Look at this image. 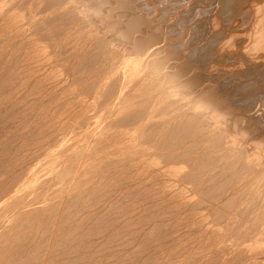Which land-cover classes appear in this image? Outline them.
<instances>
[{"label":"bare ground","instance_id":"obj_1","mask_svg":"<svg viewBox=\"0 0 264 264\" xmlns=\"http://www.w3.org/2000/svg\"><path fill=\"white\" fill-rule=\"evenodd\" d=\"M24 1H26V0H24ZM28 1H29V3L37 4L40 7L42 6V8L45 9V11H44L45 14L42 15L43 17H41V15H40L39 21L37 23H34V24H37V25H38V23L39 24H43L42 26H44V27H42V28L39 27V30L37 28V31H35V33L41 34L42 38L49 37V38L54 39L53 36L55 37L57 34H59L60 31H62V30L59 31V28H58V26H60L58 23L61 22V26H62L63 23H65V24H63L65 27L64 26L63 27L65 28L64 30H65L66 34L74 35L73 37H71V39L74 38V41L71 40L72 42L70 43V46L69 47L66 46L67 49L65 51H63L66 54V56H64V57L71 56V68H72V72L74 73V74L72 73L74 81L75 80H77V81L79 80L80 81L84 77L85 81H87V83H88V89H87L88 93H91V95H92L91 98L93 99V101L97 102L99 104V106H101V109H100L101 113H100L99 116H97V120L94 121L93 123L92 122H87V129L91 128V131H90L91 135L96 136V140H99L98 138L103 137L101 140H103L104 144L100 142L101 140L99 141L103 145L102 147H105L107 149L111 148V149L115 150V151L111 152V154L109 153L111 156H112V154H117V157L111 158L112 160H110V162L114 163L115 166L117 164H120L119 162H121V163L122 162H126V161L127 162H134L137 159H141L146 165L153 166L158 171L162 170L161 171L162 173L164 172V173H166L168 175H173V176L178 177V178L186 177L185 178L186 180L189 177L195 176V178L197 179V185L195 187H197L198 192H200V193H198V195L199 194L200 195L204 194L206 196L205 198L208 197L209 200H207L208 202H206L205 204L207 205L209 203L208 205L210 206V208L212 210L220 212V213L223 212V210L226 208V206L229 207L228 211H229V209H231L233 211V200H235L236 197L238 199L240 197V196L238 197V195H237L238 194L237 192H238L239 189L233 191V186L235 185L234 183H236V186H240L241 185L240 183H245L246 184L248 182H251L254 179H256V180H254L255 182L257 181L258 178L264 179V154H263L264 149H261L262 147H264V145H263L264 143H261L263 145V146H261V148L259 147L260 145L258 146L263 151L262 152H260V151L258 152V151H256V147H257L256 144H255V150H253V147L250 146L251 144L249 143L250 140L246 138L247 134L251 133L252 135H254L256 137L260 136L261 137L260 139H264V129H263L264 126H262L261 123L259 121H257L259 119L257 117L260 114H262V111L264 109V108H262V106H264V6H263L264 4L262 2L259 3V4H262L263 7L260 5L262 8L261 7L259 8L257 6V4H256L258 0H220V5L218 6L217 12L218 11L220 12L219 15L222 14L220 19H222V23L224 22L223 23L224 26L226 25L225 23H227V25L225 27H228L229 30L221 29L220 27H219L220 30L218 28H216L217 32H215L214 36L211 39H210V36H212V33H211L210 36H208L210 40H209L208 45L204 46V47H206L205 50H204V49H199L198 46L195 45L194 42H196V41L190 42V41L193 40L194 37H192L193 36L191 34L192 32L191 33L189 32L192 35V36L190 35L191 39H192L191 40L189 38V36H188L186 31H184L182 33V36H184L183 34L186 33L187 35L185 34V36L188 37L189 39L186 38L187 40L184 41L180 37V39H178L179 42L175 41L176 43L174 42L173 44H171V43L167 44L168 42H166V43L165 42L164 43L161 42L162 44H160V40L158 38V36L160 34L151 31V29H152L151 27L153 25L152 23H154V22H151L152 19L149 18V15H148V17H146L147 15L144 16V14L138 12L139 10L138 11L135 10L134 5L131 2H129L130 0L129 1L128 0H28ZM216 1L218 2V0H216ZM260 1H258V2H260ZM29 3H26V4H29ZM138 3H139V1H138ZM148 3H149V1H148ZM241 4H242V6L246 7L244 9V11L248 15H251L252 24L250 23L251 25L249 24L250 25L249 29L245 30V31H248V32H243V33H241L242 35L237 34L238 37L236 38L235 37V35H236L235 32H234L235 35L232 36L233 29L231 30V28H233V27H231L232 25H231L230 17L233 14V9L237 5H241ZM208 7L211 10V11H209L211 16L210 15L209 16H205L206 13H207V12L205 13V11H204L205 15H203V14L202 15L207 17V18H209L212 21V23H214V25L216 24L215 25V27H216L217 23H220V21H219L220 19L215 17L216 15L213 14L212 6H208ZM200 8L202 9V6ZM203 8H205V7L203 6ZM206 8H207V6H206ZM143 11H144V9H143ZM206 11H208V10H206ZM201 12H202V10H201ZM156 13H157V11H156ZM155 14H154V16L152 15V18L155 17ZM202 15H201V17H202ZM9 16L12 19H11V21H8V26L12 24V28H13V25H17L18 24V22H19L18 18H23L25 15L23 13L22 14L21 13L18 14V13L10 12ZM37 16L39 17V15H37ZM198 17H200V16H198ZM203 20H206V19L203 18ZM208 22H209L208 20H207V22L205 21V23H208ZM160 23H162V22H160ZM167 23H168V21H167ZM169 23H170V21H169ZM197 23L198 22H196V24H194V25H198ZM180 25H182V24H180ZM34 26H33V29H34ZM201 26L205 27L204 29H206L207 25L206 26L201 25ZM211 26H213V24ZM211 26H210V28H211ZM218 26H219V24H218ZM1 27H2V25H1ZM155 27L156 26H154L153 28H155ZM160 27H161V25H160ZM193 27L194 26L189 27V28H193ZM198 27H196V28H198ZM208 27H209V25L207 26V29H209ZM170 28H174L173 25ZM19 29L17 31L18 33H19V31H23V29L22 30H21V28H19ZM201 29H203V28H201ZM191 30H194V32L196 31L195 27H194V29H191ZM197 30H199V28ZM210 30H212V29H210ZM213 30H215V29L213 28ZM154 31H156V30L154 29ZM70 32H71V34H70ZM156 32H158V31H156ZM204 32H205V30H204ZM35 33L32 34V35H34V38H32L31 43H29V46H27V47L23 44V41H21L19 45L16 44V42H15V38H16L15 36L16 35L13 38H11V39L8 38V43L5 42L6 43V47H8L10 49H15V50H17V49L20 50L22 48L23 52L19 56H17V54H15V51H13L12 54L10 52V54H11L10 55V60H11V65L12 66H10V64H9L5 68H7L8 66H9L10 69H11V67L12 68L14 67L13 68L15 70V72L13 73L14 77L18 78L20 80L21 84H23V83H25V84L31 83V87L35 86V89H37L38 88L37 87L38 84L43 85L42 82L44 80H46V78L44 77V69H45L44 68V64L47 61V58H46L47 57V53H45L46 50L44 51V49H46L45 46L39 44V42H40L39 38L35 36L36 35ZM213 33H214V31H213ZM27 34H30V33H27ZM53 34H56V35H53ZM61 34H63V33L61 32ZM194 35H197V34L195 33ZM64 36H66V35H64ZM185 36L182 37V38H185ZM199 37H201V36H199ZM233 37H235L234 38L235 39L234 43H233V41H234ZM68 38H69V36H68ZM61 39H62V37H61ZM65 39H66V37H65ZM162 39H163V37H162ZM57 40H59V39H57ZM188 40L190 42L189 45L192 43L190 47H192V45H195V47L197 46L196 48H198V50L194 47L196 49L195 50L196 52L192 51L194 48L185 49L186 51L184 49H183V51L179 50L180 48H183V45L186 47L185 44L187 43ZM61 42L58 41L57 43H61ZM66 42L67 41H65V43ZM52 43H53V41H52ZM63 44L64 43H62V45ZM198 44H199V42H198ZM55 45H57V44L55 43ZM233 46H234V48H233ZM0 47L2 48V45ZM204 47L202 46L201 48H204ZM56 48H57V46H56ZM52 49H50V50H52ZM199 50L200 51L202 50V51L200 52ZM233 50H235L234 52L239 54V56L241 55V58L243 59V61H241V63L239 62L236 67L234 66V68H233V61H234L233 60ZM6 51L2 50L0 52H2V54H4V52H6ZM184 51L189 54V58L188 59H185L184 56L182 55L184 53ZM197 51H199L200 54ZM8 56H9V54H8ZM218 56H220L222 58H225L226 62H223L224 64L221 67H219L220 65H216L215 67L216 68L219 67V68L217 70H215L214 69L215 68L214 67V64H215V60L214 59H215V57L219 58ZM236 57H238V56H236ZM69 58H68V60H69ZM2 59H4V57ZM50 59H51V57H50ZM0 61H2V60H0ZM58 61H60V60H58ZM61 61H63V60H61ZM234 62H237V61H234ZM7 63H8V61H7ZM63 63L62 64L65 65V61ZM195 63L197 64V66L200 67V70L199 69L198 70L195 69V67L197 68V66H194ZM226 63H227V65H225ZM58 64L60 66V63H58ZM58 64H56L57 67H58ZM212 65H213V67H210L212 72L209 71L210 69L207 70L211 74L214 73L213 69L215 70V73L212 74V77L211 76L207 77L209 73L206 76V75H204V73L201 72L202 69L204 71L206 67L209 68L208 66H212ZM60 67H62V66H60ZM60 67L57 68L56 71H59L58 69H60ZM9 68H7V69H9ZM221 69H222L223 73L218 72ZM4 70L6 72V69H4ZM204 72H206V71H204ZM233 73L237 74L236 76H238L237 78H239V80H235L236 81L235 82L236 86L234 85V87H233V84H235V83H233ZM80 76H82V78ZM0 77H1V75H0ZM10 77H9V80L14 78L13 75L10 76ZM218 78H220V79H218ZM3 79H4V76H3ZM5 79H8V78H5ZM5 79H4V81H6V82L9 81V80H5ZM77 81H75V82H77ZM2 82H0V83H2ZM47 83H49V82H47ZM15 84L16 83H14V85ZM2 85H1V87H2ZM58 86L60 87V85H58ZM12 87H13V85H12ZM15 87H17V86H15ZM31 87H30L31 92H34L35 89L33 90ZM44 87H46V86H44ZM44 87H42V88H44ZM51 89H52V87H51ZM6 92H7V90H6ZM12 92H14V90ZM12 92L10 91L11 94H12ZM4 93H5V91H4ZM4 93L2 92V94H4ZM17 94H18V92H17ZM17 94H15V95H17ZM41 94L42 93L40 92L39 95H41ZM61 96H63V95H61ZM22 98H25V96L22 97ZM28 98H29V96H28ZM28 98H26V99H28ZM48 98H46V99H48ZM3 99L0 100V101H4ZM259 99L262 102L261 107L259 106V103H256V101L259 100ZM38 100H39V98H38ZM25 101H28V100H25ZM23 102H24V100H23ZM18 103H19L18 105H20L22 102L20 103V101H19ZM15 105H17V104H15ZM53 105H54V103H53ZM0 106H1V103H0ZM38 106H39V104H38ZM75 106H76V104H75ZM14 107L16 108L18 106H14ZM14 107H12V109H14ZM132 107H134V109H132ZM24 108H25V105H24L23 109ZM30 108H32V107H30ZM20 109L21 108H19V109L17 108V110L14 109L15 113H16V114H14V116L15 115L17 116V112ZM24 111H25V109H24ZM54 112H55V110L52 113H54ZM1 113H3V112H1ZM6 113L8 114V111ZM95 113H97V112H95ZM76 114H77L76 115V120H77L78 116L81 115V111L78 110L76 112ZM47 115H48V113H47ZM0 116H1V114H0ZM50 116H51V114H50ZM59 116H62V115H59ZM8 118H11V117H8ZM34 118L35 117H33V119ZM73 118L75 119V116ZM253 118H254V120L251 121ZM35 119H37V118H35ZM17 120H19V118ZM30 120L32 121V118ZM67 120H65V122ZM262 120H264V119H262ZM73 121L71 122L72 124H73ZM52 124H53V122H52ZM44 127L45 126H43V128ZM48 127H50V126H48ZM77 127H75V128L79 129ZM80 128L82 129L83 126L81 125ZM45 129L47 130V128H44V130ZM40 132L38 134H42V132L41 133ZM33 134H35V133H33ZM91 135H90V137H93ZM237 135H239V136L241 135L242 137L241 138L240 137L237 138L236 137ZM252 135H251V138H252ZM42 136H43V134H42ZM51 136H52V134H51ZM48 137L51 138L50 136H48ZM248 137H250V136H248ZM84 138L86 139V140L84 139V141L87 142L88 141L87 140L88 136L87 137L84 136ZM29 139H31V138L29 137ZM46 139H47V137H46ZM252 140H254V139H252ZM258 140H256V141H258ZM25 141H27V140H25ZM64 141H66V140H63V142ZM81 141H83V139ZM261 141H264V140H261ZM261 141H258V144H260L259 142H261ZM27 142H29V141H27ZM40 142H41V140H40ZM23 143H25V142H23ZM88 143H90V142H88ZM255 143H257V142H255ZM68 144L70 145V143H68ZM73 144L75 145V143H73ZM67 145H64L66 147V150H67V148L72 146V144L69 147H67ZM74 145L72 147H74ZM96 145H97V143H96ZM96 145L94 146L95 147L94 149H95V152L97 153L96 149H98V148H96ZM65 147H62V149L65 148ZM76 147H78V146H76ZM29 148H27V149H29ZM59 148H61V145H60ZM87 148H88V146H87ZM17 149H19V148H17ZM84 150H85V148H84ZM92 150H90V151H92ZM72 151H74V150H72ZM93 151H92V153H94ZM58 152L60 153L62 151L59 150ZM101 152H102V150H101ZM51 153H53V151ZM59 153H55L54 152L53 154H56L54 157H56L57 155L59 156ZM85 153H87V152H85ZM92 153H90V154L93 155ZM96 153H94V154H96ZM2 154H4V153H2ZM15 155H17L16 157H18L17 153ZM65 155H66V153H65ZM76 155H77V153L75 154V156ZM13 156H14V154H13ZM37 156H40V155H37ZM101 156L102 155H100L99 158ZM119 156H121V157H119ZM16 157H14V159H16ZM105 157H106V155H105ZM105 157H104V159H105ZM10 158L11 157H9L8 159H10ZM51 158H53V157H51ZM68 158H69V156H68ZM94 158L96 159V157H94ZM27 159H29V158H27ZM50 159H48V160H50ZM98 159H96L97 162L102 160L100 158L99 161H98ZM96 160H93V161L95 162ZM57 161H59V160H57ZM67 161L68 160H66V163H67ZM80 161L81 160H79V162ZM45 162H42V165ZM79 162L77 163V165H79ZM97 162H95V164H98ZM4 163L2 162L0 165L2 166V164H4ZM37 163L40 164L41 162H37ZM37 163H35L34 165L37 166ZM55 163H54V167H55ZM64 163L65 162L63 161V164ZM138 163H139V161H138ZM223 163H226V165H228L227 167L228 168L230 167V169L227 172H222L220 170H216V168L219 167ZM9 164H10V161H9ZM95 164H94V166H95ZM196 164L197 165H199V164L201 165L202 168L200 169V166L198 168L202 172L198 170L199 174H197V175L196 174H192L193 172L191 173V171L188 172L187 174L184 173V171H183L184 167L188 168V166H190V165H192V167H193ZM89 165H90V163H89ZM134 165L135 164H133V167H137V166H134ZM51 166H53V164ZM222 166H223L224 171H226L228 169V168H226V166H225L226 169L224 168V165H222ZM40 167H41V164H40ZM54 167H53V170L55 169ZM62 167H64V166H62ZM76 167H75V169H76ZM87 167H88L87 170H89L88 164H87ZM131 167L132 166L130 165V167H128V169L126 168V170L129 171V170L133 169V167L132 168ZM144 167L141 168L140 171L143 170ZM30 168H31V171H32L33 165L30 166ZM37 168H38V166H37ZM79 168H81V166ZM84 168H86V167H84V166L82 167L83 171H84ZM103 168H105V167L103 166ZM107 168H106V170H107ZM1 169H3V166L1 167ZM145 169H146V167H145ZM53 170H52V172H53ZM71 170H69L68 172L71 173ZM123 170H122L121 173H123ZM45 171H46V169H45ZM65 171H66V169H65ZM65 171H62L61 173L64 174L63 172H65ZM140 171L139 172L137 171L138 174L136 172L135 177L140 175V173H141ZM42 172H44V171H42ZM48 172H50V174H51V171L48 170ZM77 172H79V171L75 170V173H77ZM80 172H82V171L80 170ZM102 172H103V170H102ZM28 173H30V172L28 171ZM97 173H98V171H97ZM133 173H135V171ZM133 173H132V176H130V177H132L135 180V178L133 176ZM116 174H119V173L117 172ZM17 175L18 174H14L13 176L9 177L8 179H6L5 181L0 183V211L2 210V213H3L2 214L3 216L0 218V243H1L0 244V254L1 255H4V254H6L7 252H9L11 250V248L6 247L4 242H2V241L3 240L5 241L6 239H9L8 237H11L10 236L11 235L10 234L11 231L19 229L21 227L19 225L21 224L22 219L23 218L24 219L27 218L26 221H28V222L33 220L39 213H41L44 210H48V208L46 206H40L39 204H41V203L45 204V202L47 200H50L52 197L53 198L57 197V196H55V194L57 192H55L52 189H50V187L52 186V181L54 180V179H49V177L51 175L48 177V179H44V180L40 179L41 181H39V182H37L35 179H33L30 182L27 181L28 182V183L26 182L27 185H25L26 183H23L20 186H14L13 180L18 178ZM121 175H123V174H121ZM26 176H28V175H26ZM44 176H46V175H44ZM105 177L108 178L109 176L107 177L105 175ZM123 177H125V176H123ZM156 177H155V180H156ZM40 178H43V176L40 177ZM121 178L119 177L117 179L119 180ZM127 178L125 180H127ZM137 178H139V177H136V179ZM142 178H144V177H142ZM142 178L140 180H142ZM157 178H159V177H157ZM113 179H115V178H113ZM129 179L131 180V178H129ZM149 179H151V178H149ZM260 179H258V180H260ZM108 180H110V179H108ZM130 180H129V182H130ZM134 180H132V181H134ZM151 180H153V179H151ZM233 180H234V182H233ZM35 181L37 183H35ZM101 181H103V180H101ZM115 181H116V179L113 182L111 181V183H113V184H110V183L108 184V181L106 179L105 182H107L108 186L106 185L105 190H107L106 188L111 187V186H112L111 189L113 187L115 189V185L118 183L117 182L114 185ZM126 182L124 181L125 184H123V183L122 184L126 185ZM156 182L158 183V182H160V180L156 181ZM33 184H34V186H33ZM119 184H121V181H119ZM149 184L150 183H148L147 185H149ZM70 185H72V183H70ZM98 185H99L98 187H101V188L103 187V186H100V184H98ZM139 185L141 186V185H143V183L139 184ZM154 185H155V183H154ZM154 185H152L151 187L154 188ZM162 185L163 184H161V186ZM173 186L174 185H172V187ZM254 186L256 187V185H254ZM262 186H260V187H262ZM95 187L98 188L97 186H95ZM95 187L91 188V191L93 189V190H95L94 192L96 193L97 189H95ZM136 188L138 190V186H136ZM136 188H133V189H136ZM169 188H170V186L168 187V189ZM145 189L147 190V188H145ZM259 189H261V188H259ZM146 190H145V192H146ZM128 191H125V192L127 193ZM130 191H134V190H130ZM149 191H147V192L149 193ZM94 192L92 191V193H94ZM141 192L143 193V191L141 190L139 192V194ZM101 193H102V191H100V195L99 196H102V198H103L104 194L102 193V195H101ZM122 193L120 194V196L122 195ZM161 193H162V191H161ZM181 193H183V192L181 191ZM243 193H245V192H243ZM249 193H250V191H249ZM251 193H252V191H251ZM84 194H85V192H84ZM110 194H111V192H110ZM152 194H154V193H152ZM163 194H164V192H163ZM174 194H173V196H176ZM138 195H137V197H138ZM159 195H160V192H159ZM87 196H86V198H89V196L88 197ZM142 196H144V195H142ZM142 196L139 195L140 198H142ZM160 196L162 197V194ZM243 196L244 195H242V197ZM255 196L257 197V195H255ZM76 197H78V195ZM79 197H81V196L79 195ZM105 197H106V195H105ZM128 197H129V195L126 196L125 198H128ZM171 197H169V199ZM86 198H85V200H86ZM98 198H100V197H98ZM98 198H95V199L98 200ZM172 198H174V197H172ZM176 198H177V196L174 199L176 200ZM71 199H75V198L73 197ZM90 199H91V197H90ZM116 199H118V198H116ZM116 199H114V201H116ZM151 199H155L156 200V198H153V197ZM169 199H165L164 201L167 202L166 200H169ZM125 200L126 199L123 198L122 201L124 202ZM87 201H90V200H87ZM131 201H133V202L136 201L137 202L138 200L134 199V200H131ZM70 202H73V200H70ZM83 202H85V201H83ZM83 202H80V203H83ZM113 202H112V204H113ZM140 202H143V201L140 200L139 203ZM144 202H148V199L145 200ZM165 202H163V203H165ZM63 203H61V204L63 205ZM66 203H68V202H66ZM120 203H122V202H120ZM139 203L136 204V206L141 204V203L140 204ZM168 203H170V202H168ZM68 204L66 205V209L68 207ZM58 205H59V203H58ZM58 205H57V203L55 205V202H54V203L49 204L48 207L50 208V210L52 209V207L53 208L56 207L54 210H55V212H57ZM62 205H60V207H62ZM92 205H94V204H92ZM95 205H97V204H95ZM95 205H94V207H95ZM108 205H110V204H108ZM171 205L169 206L170 209H171ZM249 205H248V207H249ZM259 205H260V202H259ZM71 206H72V204H71ZM120 206L122 207V204H120ZM156 206H155V208H157ZM158 206H161V205L158 204ZM178 206H180V205H178ZM181 206H183V205H181ZM244 206L245 205H243V207ZM251 206H253L252 203H251ZM76 207L77 206H75L74 208H76ZM115 207H116V205H115ZM123 207L127 208V206H124V204H123ZM134 207H135V205H134ZM174 207H176V206H174ZM250 207H249V210L251 211L252 208L250 209ZM255 207H256V204H255ZM106 208H107V206H106ZM152 208H154V207H152ZM240 208H242V207H240ZM60 209L61 208H59V213H61ZM68 209L72 210V208L71 209L68 208ZM100 209H101V207H100ZM100 209H98V210H100ZM183 209H185V208H183ZM69 210H66V211H69ZM106 210H105V212H107ZM137 210H139V209H137ZM153 210H155V209H153ZM167 210L169 211L168 208H167ZM175 210L177 211V209H175ZM243 210L245 211V209L242 208L241 211L243 212ZM249 210H246V211H249ZM62 211H64V209ZM66 211H65L64 214L67 213ZM113 211H117V209H114ZM82 212H84V210ZM82 212H80V213H82ZM94 212L95 211H93L92 213L94 214ZM105 212L102 215H104ZM146 212H149V210L146 211ZM164 212L165 211H163L162 213H164ZM225 212H226V210L224 211V213ZM239 212H240V210H239ZM263 212H264V210H263ZM131 213H134V212H131ZM143 213H145V212L143 211L142 214ZM157 213H160V212H157ZM162 213H161V216L165 215L166 212L164 214H162ZM188 213H191V212H188ZM211 213H212V211H211ZM259 213H261V212H259ZM71 214H70V216H71ZM77 214L79 215V213H77ZM117 214H118V216L120 215V213H116V217H117ZM153 214L154 213H152L150 215V218L153 217ZM172 214H174V213H172ZM85 215H83V216H85ZM90 215H89V217H90ZM106 215L108 217V214H106ZM130 215H132V214H127V216H130ZM168 215H170V214H168ZM168 215H165V217L168 216ZM189 216H190V219H188ZM189 216H187V218H186V219H188L187 221L193 220L191 218V215H189ZM215 216H218V215L216 214L213 217L215 218ZM57 217H60V216L58 215ZM73 217L70 218V219L73 220ZM89 217L88 218L86 217L88 219V221H89ZM111 217H113V216H111ZM158 217H160V215ZM158 217L156 215L154 217V219L158 218ZM181 217L178 219V221H176V223L175 222H173V224L171 223L172 225H171L170 230L174 229L176 227V224H178V222H180V221L182 222ZM184 217H185V215H184ZM246 217H247V215H246ZM65 218H67V217H65ZM86 218L84 219L85 221H86ZM141 218H143V217L141 216ZM81 219H79V221ZM96 219H97V217H96ZM96 219L94 220L95 223L98 222L97 221L98 219L97 220ZM109 219L110 218H108L107 221ZM134 219L135 218H133L132 220H134ZM143 219H144V222H145L146 218H143ZM151 219H153V218H151ZM154 219H153V221L156 220V219L155 220ZM218 219L220 220L221 218H218ZM218 219H216V220H218ZM138 220H141V219L139 218ZM138 220H136L137 222L134 221L135 223H133V225H134L133 227H137L136 224L138 223ZM150 220H148V222H150ZM141 221H139V222H141ZM197 221H198V219L196 220V222ZM57 222L58 221H56V219H52L50 221L52 226H56ZM61 223H63V221ZM61 223H60V226L62 225ZM131 223H129V224H131ZM141 223H143V221ZM169 223L170 222L168 221V224L167 223L166 224L169 225ZM174 223H175V225H174ZM256 223H258V222H256ZM80 224L77 222V227ZM90 224L93 225L94 222H93V224H92V222ZM111 224H114L113 221L111 222ZM129 224H128V226H129ZM166 224L164 223V225H166ZM74 225H76V223ZM91 225H89L88 227H92ZM106 225L107 224H105V226ZM138 225H139V223H138ZM173 225H174V227H173ZM178 225H180V223ZM178 225H177V227H178ZM195 225L197 226V223ZM219 225H221V224H219ZM96 226L94 225V228ZM109 226L111 228V225H109ZM131 226H132V224H131ZM153 226H155V225H153ZM163 226H160L161 230H163ZM119 227H121V225ZM126 227H127V225H126ZM54 228H53V230H54ZM56 228H57V226H56ZM131 228H128V229H131ZM180 228H181V226H180ZM74 229H77V228L74 227ZM89 229H87V230L89 231ZM102 229H103V227H102ZM106 229H107V227H106ZM155 229H157L158 231L160 230L159 228H155ZM155 229H152V230L154 231ZM190 229H193V228H189V230ZM255 229H257V228H255ZM87 230L85 232H87ZM99 230L101 231V229H99ZM142 230H144L143 227L141 228V231ZM260 230H262V228ZM71 231L74 234V231L73 230H71ZM79 231H80V229H79ZM114 231H115V229H114ZM124 231H125V229H124ZM141 231L138 230L139 233ZM55 232H56V230H55ZM96 232H98V231H96ZM152 232H150L151 235L153 234ZM202 232L204 233L203 230L201 231V234H202ZM72 233L69 232V234H72ZM117 233H119V232H117ZM155 233H156V231H155ZM162 233H165V231L162 232ZM188 233L190 234V232H187V234ZM210 233L211 234H215V232L213 233V231L210 232ZM210 233H209V235H210ZM15 234L17 235V232H14L13 235L15 236ZM52 234H54V231H53ZM56 234H57V232H56ZM93 234H94V232H93ZM84 235H86V234H84ZM87 235H89V234H87ZM134 235H136V234H134ZM157 235H154L155 238H156ZM35 236H37V235H35ZM114 236L115 235H113V237ZM167 236L168 235H166V237ZM195 236L198 237L199 235L198 236L195 235ZM195 236H191V237L195 238ZM81 237H82V235L79 237V239ZM109 237H108V239H109ZM118 237L120 238L121 235L119 234ZM145 237H146V239L148 238L147 236H145ZM15 238H16L17 242L23 240V236L22 237H18V238L15 237ZM53 238H54L53 235L52 236L49 235L48 238L44 239L46 241V243H47L45 256H43V257L34 256L32 254V252H31L32 255L28 254V253H27V255H25V260L24 261L28 262V264H49V261L51 259L48 258V261L46 262V258L48 256L52 255L53 251H52V248H51L50 244L53 241ZM73 238H75V237H73ZM115 238H117V237H114L113 239L115 240ZM252 238H253V236H252ZM40 239H42V238H40ZM108 239H105V240L107 241ZM113 239H112V241H114ZM200 239H202V238H200ZM205 239H207V236H206ZM249 239H250V237H249ZM144 240H145V238L143 239V241ZM152 240H150V241H152ZM176 240H178V238ZM210 240H212L211 239V235H210ZM62 241H59L56 245H58ZM159 241H161V240H159ZM159 241H157V243ZM49 242H50V244H49ZM118 242H116V244ZM120 242H122V241L120 240ZM126 242L128 243V241H126ZM126 242H125V244H127ZM196 242H194V243H196ZM202 242H200V243H202ZM207 242H208V240H207ZM35 243H37V242H35ZM107 243L110 244V242H108V241H107ZM129 243H131V241ZM146 243H148V242H146ZM174 243H175V241H174ZM213 243H215V241ZM256 243H260L259 240ZM102 244H103V242H102ZM111 244H114V243H111ZM125 244H121V245L124 246ZM205 244L209 245V243H206V242H205ZM104 245H106V244L104 243ZM121 245L120 246L116 245V246L121 247ZM150 245L152 246L153 244L150 243ZM35 246H37V245H35ZM118 247H114V248L116 249ZM136 247H138V246H136ZM73 248H74V246H73ZM81 248L83 250L84 247H81ZM164 249H166V248H164ZM176 249H173V250L176 252ZM201 249H203V246H202ZM110 250H111V248H110ZM135 250H137V249H135ZM155 250H156V248H155ZM155 250H153V252ZM159 250H157V252ZM170 250L171 251H169L168 254H170L172 252V248ZM34 251H35V247H34ZM101 251H100V253H101ZM103 251H105V250H103ZM174 251L172 252L171 256L175 255ZM35 252H37V251H35ZM35 252H34V254H35ZM105 252H107V251H105ZM130 252H128V253H130ZM132 252H133V250H132ZM145 252H143V253H145ZM153 252H151V253L154 254V258H155V253H153ZM164 252L165 251L160 252V253H164ZM143 253H141V254H143ZM195 253H196V251H195ZM104 254H106V253H104ZM138 254L135 255V253H133V255H135V256H138ZM168 254H167V257H169ZM124 255H126V254H124ZM158 255H159V253H158ZM185 255H184V257H185ZM82 256H84V255H82ZM128 256H127V258H128ZM139 256H140V254H139ZM85 257L86 256H84V258ZM88 257H89L88 260H91L90 256H88ZM159 257H162V256L160 255ZM167 257H166V260L164 259L165 261H167L169 259V258L167 259ZM175 257L176 256H173V258H175ZM235 257H237V256H235ZM246 257H248V256H246ZM111 258H113V256ZM111 258H109V259H111ZM123 258L125 259V257H123ZM147 258L148 257L146 256V258L144 259V262L142 264L146 263V261L148 263H150V261L152 260L153 257H149L150 261H148ZM154 258H153V260H154ZM157 258H158V256H157ZM9 259H11V258H9ZM171 259L172 258H170L169 261H171ZM208 259H210V257ZM84 260H83V262H84ZM105 260H108V259H105ZM130 260L131 259H129L125 263L129 262ZM141 260L143 261V259H141ZM198 260H200V259H198ZM210 260H208V261H210ZM238 260H240V259H238ZM78 261H72V262H74V263L77 262L76 264H78ZM165 261L162 262L160 260L159 263H157V264H160V262H161V264H164ZM208 261H206V264H207ZM242 262H244V261H242ZM254 262H256V261H254ZM122 263H124V262H122ZM122 263H119V264H122ZM136 263L137 262H135V264ZM226 263L228 264V261ZM60 264H62V263L60 262Z\"/></svg>","mask_w":264,"mask_h":264},{"label":"rangeland","instance_id":"obj_2","mask_svg":"<svg viewBox=\"0 0 264 264\" xmlns=\"http://www.w3.org/2000/svg\"><path fill=\"white\" fill-rule=\"evenodd\" d=\"M138 1H139V3H138ZM148 1H149V3H148ZM258 1H260V0H258ZM258 1H257L256 4L260 8L262 6V4H259V3L262 2L264 4V2H263L264 0L263 1L261 0L260 2H258ZM129 2H131L134 5L135 10H137V11L139 10L138 11L139 13L144 14V16L147 15L146 17H148V15H149V18L152 19L151 22H154L152 24L154 26H156V27L153 28L154 26L151 24L152 25L151 31L160 34L158 36V38L160 40V44H162L164 42L165 43L168 42L167 44H170V43L173 44L175 41L176 42H179L178 39H180V37H181L182 40L185 41V40H187L186 38H188V37H186L185 36L186 33H184L183 35L185 36V38H182V37H184V36H182V33L184 31H186L190 39H191V36L192 35H193L192 37L195 38V39L193 38V40L191 39L192 41H190V42L196 41V42H194L195 45H197L199 49H204L205 50L206 47H204V46L208 45L209 40L214 36L215 32H217V29L216 28H218L219 30H220V28L221 29H227V30H229L228 27H225L227 25V23H225L226 25L224 26V24H223L224 22L222 23V19H220V17H221L222 14L219 15L220 12L219 11L217 12L218 6L220 5V0H218V2L216 0H207V1L206 0H147V1L146 0H130ZM26 3H29V1L28 0H26V1H24V0H0V8L3 6L0 9V46L2 45V48L0 47L1 48L0 51H2V50L3 51H6L7 50L6 52H4V54H2V52H0L2 54V55L0 54V60H2V61H0V75H1L0 82L3 81L2 83H0V88H1L0 89V93L2 94V92L4 93V91H5L4 94H2V95L0 94L1 95L0 96V100H2L7 95L3 99L4 101H0V103H1V106H0V114H1V116H0V142H1L0 143V164L2 162L4 163L9 157H11L10 159H8L6 161L7 163L5 162L4 164H2L3 169H1L2 166L0 165V169L2 170V171L0 170V183L3 182V181H5L9 177L13 176L14 174H18L17 175L18 178H16L15 180H13L14 186H20L21 184L26 183L27 181L30 182L33 179H35L37 182H39L42 179L43 180L44 179H48V177L51 175L49 177V179H54V180L52 181V186L50 187V189H52L53 191L57 192L55 194V196H57V197L56 198H53L52 197L53 195H52L51 196L52 198L50 200H47L45 202V204L44 203L39 204L40 206H46L48 208V210L42 211L33 220H31L29 222L26 221L27 218H25V219L23 218L21 224L19 225L21 227L19 229H16L14 231H11L10 232V234H11L10 236L11 237H8L9 239H6L5 241L4 240L2 241V242H4L5 246L11 248V250L9 252H7L6 254H4V255H1L0 254V264H16V263L17 264H28V262H25L24 261L25 260V255H27V253L28 254H31V252H32V254L34 256H39V257L45 256L46 248H47L46 247L47 243H46V241L44 239L48 238L49 235L50 236H52V235L54 236L53 241L51 242V244L49 242V244L51 245L52 251H53L52 252V255L51 256H48L46 258V262L48 261V258L51 259L49 261V264H60V262L62 264H64V263L65 264H71V263L72 264H76L77 262L74 263L72 261H78V260H79L78 261V264H88V263L89 264H95V263L96 264H119V263H122V262L125 263L129 259H131L132 261L130 260L129 262H127L125 264H133V263L135 264V262H137L136 264H142L144 262V259L146 258V256L148 257L147 258L148 261H150V258L149 257H153L154 258V254H152L151 252H153V250H155V248H156V250L153 252V253H155L154 260L152 258V260H151L152 262L150 261V263H148L145 260L146 263H144V264H157V263H159L160 260L162 262H164L166 260L167 254L169 253V251H171L170 250L171 248H172V252L174 251L173 249H176L177 248L176 249V252L174 251L175 255H173V256H176V257L173 258V256H171L172 255V252H171L170 254H168L169 257H167V259L168 258L169 259L167 261H165L164 264H193L194 262H195L194 264H204V263L206 264V261H208L210 259L211 260L208 261L207 264H225L227 261H228V264H264V228H263L264 227V212H263V210H264V207H263L264 206V198H263L264 197V193H263L264 192V189H263L264 188V179L258 178L260 180L257 179L256 182L254 181L256 179H254V180H252L253 182L251 181V182H248L246 184L245 183H240L241 184V185L239 184L240 186H236V183H234L235 185L233 186V191L239 189L238 192H237L238 193L237 195H238V197L239 196L240 197H239V199L236 197L235 200H233V211L231 209H229V211H228V208L229 207L226 206V208L223 210V212L220 213V212H217V211L212 210L210 208V206L208 205L209 203L207 205L205 204L206 202H208L207 200H209L208 197L205 198L206 196L204 194H202V195L199 194L198 195V193H200V192H198L197 187H195L197 185V179L195 178V176L189 177L186 180L185 179L186 177L178 178V177H175L173 175H168V174H166L164 172L162 173L161 172L162 170L161 171H158L153 166L146 165L141 159H137L134 162H127V161L126 162H122V163L119 162L120 164H117L118 166L117 165L115 166L114 163L110 162V160H112L111 158L117 157V154H112V156L110 155L111 152H113L115 150H113L111 148L110 149H107L105 147H102L103 145L101 143H103V140H101V139L103 137L98 138L99 140H96V136L91 135V132H90L91 131V128L90 129L88 128L89 130L87 129V122H92L93 123L94 121L97 120V116H99L100 113H101L100 112L101 106H99V104L97 102H94L93 99L91 98V96H92L91 93H88V91H87V89H88V83H87V81H85L84 77L80 81L79 80L78 81L75 80L77 82L74 81V78H73V74L74 73L72 72V68H71V56H69L70 58L67 56L69 58V60H68L67 57H64V56H66V54L63 51H65L67 49V47L70 46V43L72 42L71 40L74 41V38L71 39V37H73L74 35H68V34H66V32L64 30L65 29L64 28L65 26L63 25L65 23L62 22L63 24L61 26V22H60V23H58L60 25V26H58V28H59V31L60 30H62V31H60L59 34H57V35L56 34H53V35H56L55 37L53 36L54 39L49 38V37H46V36H45L46 38H42L41 37V34L35 33V31H37V28L39 30V27H41V28L44 27V26H42L43 24H39L38 23V25H37V24H34V23H37L39 21L40 15H41V17H43L42 15L45 14V12H44L45 9L42 8V6L40 7V6H38L37 4H34V3H29V4H26ZM201 6H202V9L200 8ZM203 6L205 8H203ZM206 6H207V8H206ZM208 6H212L213 14L216 15L215 17H217V18L220 19V20L218 19L220 21V23H217V26L216 27H215L216 24L214 25V23H212V21L209 18L205 17V16H209L210 15V12L209 11H211V10H210V8ZM245 8L246 7L242 6V4L241 5H237L233 9V14L230 17L231 25H232L231 27H233V28L230 27L231 30L233 29L232 36L235 35L234 34V32H235L236 33V35H235L236 38L238 37L237 34L242 35L241 33L248 32V31H245V30H248L249 27H250V25L252 24V17H251V15H248L244 11ZM143 9H144L145 12L143 11ZM201 10H202V12H201ZM206 10H208V11H206ZM156 11H157V13H156ZM204 11H205V13L207 12L206 15L204 14ZM10 12H14V13H18V14L19 13H21V14L23 13L25 15L23 18H18V21H19L18 24L17 25H13V28H12V24L8 26V21H11V19H12L9 16ZM154 14H155V17H153L154 18L153 19L152 18V15L154 16ZM202 14L205 15V16H203ZM37 15H39V17ZM201 15L206 20H203V18L201 17ZM198 16H200V17H198ZM207 20L209 22L208 23H205V21L207 22ZM167 21H168V23H167ZM169 21H170V23H169ZM160 22H162V23H160ZM196 22H198L197 23L198 25H194V24H196ZM180 24H182V25H180ZM205 24L207 26L209 25V27H208L209 29H207V26ZM212 24H213V26H211ZM218 24H219V26H218ZM1 25H2V27H1ZM160 25H161V27H160ZM172 25H173L174 28H170ZM201 25L206 26V29H204L205 27H202ZM33 26H34V29H33ZM188 26L189 27L194 26L196 31L194 32V30H191V29H194V27L193 28H189ZM210 26H211V28H210ZM196 27H198L199 30H197L198 28H196ZM200 27L203 28V29H201ZM19 28H21V30L23 29V31H19V33H18L17 31H18ZM213 28L215 30H213ZM154 29L156 31H158V32L154 31ZM210 29H212V30H210ZM204 30H205V32L207 34L204 32ZM213 31H214V33H213ZM61 32L63 34H61ZM189 32L190 33L192 32L191 33L192 35ZM27 33H30V34H27ZM34 33L36 34L35 36L39 38V41H40L39 44L45 46L46 49H44V51L46 50L45 53H47V57L46 58H47V61H48V62L46 61L45 64H44V68H45L44 69V77L46 78V80H44L42 82L43 85L38 84V86H37L38 88L37 89H35V86L34 87H31V83H27V84L23 83V84H21L20 80L18 78H15L14 77V74H13L15 72V70L13 69L14 67L13 68L11 67L12 70L9 68V66L7 67L9 69L5 68L9 64H10V66H12L11 65V60H10V55L13 53V51H15V54H17V56H19L23 52V49L22 48L20 50L19 49L15 50V49H10V48L6 47V43H8V38L11 39V38H13L16 35L15 36L16 37L15 38L16 44L19 45L20 42L23 41V44L27 47V46H29V43H31L32 38H34V35H32ZM195 33L197 35H194ZM211 33H212V36H210ZM70 34H71V32H70ZM64 35H66V36H64ZM60 36L62 37V39H61ZM68 36H69V38H68ZM199 36H201V37H199ZM208 36H210V39H209ZM65 37H66V39L67 38L68 39L66 40ZM162 37H163V39H162ZM235 37H233V40H234L233 43L235 42V39H234ZM57 39H59V40H57ZM52 41H53V43H52ZM58 41L59 42L62 41V42L61 43H57ZM65 41H67V42L65 43ZM190 42L188 40L187 41L188 44L187 43L185 44L186 47L183 45V48H180L179 50L183 51V49L185 50V49L194 48L195 45H192V47H190L191 44H192L191 43L189 45ZM198 42H199V44H198ZM55 43L57 45H55ZM62 43H64L63 44L64 46L62 45ZM56 46H57V48H56ZM202 46L204 48H201ZM195 48L192 51L196 52L195 50L196 49L198 50V48H196V49ZM233 48H234V46H233ZM50 49H52V50H50ZM185 51H184V53L182 55L184 56L185 59H188L189 58V54L187 52H185ZM199 51H197V52L200 54V52L202 50L200 52ZM234 51L235 50H233V60L234 61H237V62H234L233 61V68H234V66L236 67L239 62L241 63V61H243V59L241 58V55L239 56V54L235 53ZM10 52H11V54H10ZM8 54H9V56H8ZM236 56H238V57H236ZM3 57H4V59H2ZM50 57H51V59H50ZM218 57L220 59L217 58V57H215V59H214L215 60L214 67L216 65H220L219 67H221L224 64L223 62H226L225 61V58H222L220 56H218ZM58 60H60V61H58ZM61 60H63V61H61ZM7 61H8V63H7ZM64 61H65V65H63L64 64L63 63ZM58 63H60V66H62L63 68L60 67ZM56 64H58V67L56 66ZM225 65H227V63ZM194 66H197V64L195 63ZM59 67H60V69H58L59 71H56L57 68H59ZM208 67L209 68L206 67L205 70H204L206 72H204L203 69L201 70V72L204 73V75H206V76L209 73L207 77H209V76L212 77V74L215 73V70H217L219 68V67L218 68L215 67L214 68L215 70L213 69L214 73L211 74L210 72H212V71H211V68L210 67H213V65L212 66H208ZM4 69H6V72H5ZM195 69H197V70L199 69L200 70V67L197 66V68L195 67ZM207 70H209L210 72L207 71ZM221 71H222V69L220 71H218V72L223 73V71L222 72ZM12 75H13L14 78H12L11 80H9V77L12 76ZM236 75L237 74H234L233 73V83L236 82L235 80H239V78H237L238 76H236ZM3 76H4V79L5 78H8V79H5V80H9V81L8 82L4 81ZM80 77L82 78V76H80ZM218 79H220V78H218ZM47 82H49V83H47ZM14 83H16V84L14 85ZM1 85H2V87H1ZM12 85H13V87H12ZM58 85H60V87ZM234 85L236 86V83L233 84V87H234ZM15 86H17V87H15ZM44 86H46V87H44ZM30 87L33 90L35 89L34 92H31ZM42 87H44V88H42ZM51 87H52V89H51ZM6 90H7V92H6ZM13 90H14L15 93L12 92ZM10 91L12 92L13 95L10 93ZM17 92H18V94H17ZM40 92L42 93L41 95H39ZM15 94H17V95H15ZM61 95H63V96H61ZM21 96L22 97L25 96V98H22ZM28 96H29L30 99L28 98ZM26 98H28V99H26ZM38 98H39V100H38ZM46 98H48V99H46ZM23 100H24V102H23ZM25 100H28V101H25ZM19 101H20V103L22 102L21 103L22 105L21 104L18 105L19 104L18 103ZM53 103H54V105H53ZM256 103H259V106L261 107L262 102L260 101V99L257 100ZM15 104H17V105H15ZM38 104H39V106H38ZM75 104H76V106H75ZM24 105H25V108H24L25 111L23 109ZM14 106H18V107L15 108ZM12 107H14V109H16V110H17V108L18 109L21 108L20 110H18V112L16 111L17 112V116L16 115L14 116V114H16V113H15V110L12 109ZM30 107H32V108H30ZM262 108H264V106H262ZM132 109H134V107H132ZM54 110H55V112L52 113ZM78 110L81 111V115H79L78 116V119L76 120V115H77L76 112ZM7 111H8V114L6 113ZM1 112H3V113H1ZM95 112H97V113H95ZM47 113H48V115H47ZM263 113H264V109L262 111V114H260L257 117V118H259L257 121H259L262 126H264V120H262V119H264V114ZM50 114H51V116H50ZM59 115H62V116H59ZM32 116L35 117V118H37V119H35V118L33 119ZM74 116H75V119L73 118ZM8 117H11V118H8ZM18 118H19V120H17ZM31 118H32V121L30 120ZM65 120H67V121L65 122ZM253 120H254V118L251 121H253ZM72 121H73V124L71 123ZM52 122H53V124H52ZM81 125L83 126L82 129L80 128ZM43 126H45L44 128H47V130L46 129L44 130ZM48 126H50V127H48ZM75 127L79 128V129H76ZM38 131L39 132L41 131L42 134H43V136H42V134H38L39 133ZM33 133H35V134H33ZM50 133L52 134V136H51ZM89 134L91 136H93V137H90ZM251 135L252 134L249 133V134H247V137L246 136L245 137L252 142L251 143L249 141V143L251 144L250 146L253 147V150H255V144H256L257 147L260 145L259 147L261 148V146L264 145V144L263 145L261 144V143H264V141H261V140H264V139H260L261 138L260 136L259 137H256L254 135H252V138H251ZM48 136H50L51 138H49ZM84 136L85 137L88 136V138H87L88 141L87 142L84 141V139H85ZM248 136H250V137H248ZM26 137L28 139L30 137L31 139L28 140ZM46 137H47V139H46ZM236 137L237 138L238 137L241 138L242 136L241 135L240 136L237 135ZM82 139H83L84 142L81 141ZM252 139H254V140H252ZM25 140L29 141L30 143L27 142V141H25ZM40 140H41L42 143L40 142ZM63 140H66V141L63 142ZM256 140L261 141V142H259L260 144H258V141H256ZM254 141L257 142V143H255ZM23 142H25V143H23ZM88 142H90V143H88ZM68 143H70V145L72 144V146L74 145L73 143H75V145H74V147H72ZM96 143H97V145H96ZM60 145H61V148H59ZM64 145H67V147H69V146L70 147L67 148V150H66V147ZM95 145H96V148H98V149H96L98 154L95 152V149H94L95 148L94 147ZM76 146H78V147H76ZM87 146H88V148H87ZM62 147H65V148L62 149ZM257 147H256V151H258V152L259 151L262 152L263 150H261V149H264V147H262L261 149L258 147L260 149L259 150ZM17 148H19V149H17ZM27 148H29V149H27ZM84 148H85V150H84ZM100 149L102 150V152H101ZM59 150L62 151V152L59 153L58 152ZM72 150H74V151H72ZM90 150H92L96 154L92 153V151H90ZM52 151H53V153L54 152L55 153H59V156L57 155L56 157H54L56 154L51 153ZM84 151L87 152L88 154L85 153ZM15 152L18 154V157H16L17 155H15L16 154ZM89 152L92 153L93 155H91ZM2 153H4V154H2ZM65 153H66V155H65ZM76 153H77V155L75 156ZM13 154H14V156H13ZM263 154H264V152H263ZM37 155H40V156H37ZM100 155H102L100 157L102 159L101 161H99V159H100L99 156ZM105 155H106V157H105ZM68 156H69L70 159L68 158ZM121 156H119V157H121ZM14 157H16V159H14ZM51 157H53V158H51ZM94 157H96V159L99 158L98 159L99 162H97V160ZM104 157H105V159H104ZM27 158H29V159H27ZM47 158L48 159L51 158V159L48 160ZM65 159L68 160L67 163H66V160ZM92 159L93 160H96L95 162H97L98 164H95V162ZM57 160H59V161H57ZM79 160H81L80 161L81 163L79 162ZM9 161H10V164H9ZM63 161L66 164L65 163L63 164ZM138 161H139V163H138ZM37 162H41L40 163L41 164V167H40V164L37 163ZM42 162H45V163L42 165ZM78 162H79V165H77ZM92 162L95 164V166H94V164ZM35 163H37L38 168H37V166L34 165ZM54 163H55V167H54ZM89 163H90V165H89ZM52 164H53V166H51ZM87 164L89 166V170H87L88 169ZM133 164H135L134 166H137V167H133ZM32 165H33V168L34 169L32 168V171H31L30 166H32ZM130 165L133 167V169L129 170L130 171L129 172L128 170H126V168L128 169V167H130ZM143 165L146 167V169H145V167ZM222 165H224V168H225V166H226V168H228L227 167L228 165H226V163H223L219 167H217L216 170H220L222 172H227L230 169V167H229L226 171H224ZM62 166H64V167H62ZM74 166L76 167V169H75ZM80 166H81V168H79ZM83 166L86 167V168H84V171L82 170V167ZM103 166L105 168H103ZM199 166H200V169H201L202 167H201L200 164L199 165L196 164L193 167H192V165H190V166H188V168L187 167H184L185 169L183 168V171H184L185 174H187L188 172L191 171V173L193 172L192 174H196L197 175V174H199V172H198V170H199L198 167ZM53 167L55 168L54 170H53ZM143 167H144L145 170L143 169V170L140 171V169L143 168ZM106 168H107V170H106ZM45 169H46V171H45ZM65 169H66V171H65ZM48 170L51 171V174H50V172H48ZM52 170H53V172H52ZM69 170H71V173L68 172ZM75 170H78L79 172L75 173ZM80 170L82 172H80ZM102 170H103V172H102ZM122 170H123V173H121ZM28 171L30 173H28ZM42 171H44V172H42ZM62 171H65L66 173L63 172L64 174H62L61 173ZM97 171H98L99 174L97 173ZM134 171H135V173H133ZM137 171L138 172L140 171L141 173H140V175L136 176V177H139V178L136 179L135 175H136V172ZM199 171H201V170H199ZM117 172L119 174H116ZM138 172H137V174H138ZM120 173L123 174V175H121ZM132 173H133V176H134L135 180L132 177H130V176H132ZM26 175H28V176H26ZM41 175L43 176V178H40V177H42ZM44 175H46V176H44ZM105 175L107 177L108 176L109 177L106 178ZM123 176H125V177H123ZM156 176L159 177V178H157ZM73 177L74 178L76 177V178L74 179ZM119 177L120 178L122 177L123 179L121 178V179L118 180L117 178H119ZM142 177H144V178H142ZM155 177H156V180H155ZM105 178L107 179L108 184L109 183L110 184H113V183H111V181L113 182L116 179V181L114 182V185L118 182L117 184L119 186L116 184L115 185V189H114V187L111 189V187H112L111 186V187L106 188L107 190H105V187L107 185V182H105L106 181ZM113 178H115V179H113ZM126 178H127V180H125ZM129 178H131V180ZM141 178H142V180H140ZM149 178H151L153 180H151ZM108 179H110V180H108ZM101 180H103L105 183L103 181H101ZM123 180L125 182L127 181L126 182V185H123V184H125ZM129 180H130V182H129ZM132 180H134V181H132ZM159 180H160V182H158L159 183L158 184L156 181H159ZM36 181H35V183H37ZM119 181H121V184H119ZM233 182H234V180H233ZM27 183L25 185H27ZM70 183H72V185H70ZM142 183H143V185L140 186L139 184H142ZM148 183H150V184L147 185ZM154 183H155L156 186L154 185ZM34 184H33V186H34ZM98 184H100V186H103V187L102 188L101 187H98L99 186ZM161 184H163V185L161 186ZM152 185H154V188L155 189L153 187H151ZM172 185H174L175 187L174 186L172 187ZM254 185H256V187ZM259 185L260 186L263 185V186L260 187ZM95 186H97L98 188H96ZM136 186H138V190H137ZM169 186H170V188L168 189ZM94 187H95V189H97L96 190V193L94 192L95 190H93V189H92V191L94 193H92V191H91V188H94ZM133 188H136V189H133ZM145 188H147V190ZM259 188H261L262 190L259 189ZM140 189L143 191V193L141 192L139 194V192L141 191ZM130 190H134V191H130ZM145 190H146V192H145ZM100 191H102V193L104 194L103 195V198H102V196H99L100 195ZM125 191H128V192L126 193ZM147 191H149V193ZM161 191H162V193H161ZM181 191L183 193H181ZM249 191H250V193H249ZM251 191H252V193H251ZM84 192H85V194H84ZM110 192H111V194H110ZM159 192H160V195L162 194V197L159 195ZM163 192H164V194H163ZM243 192H245V193H243ZM102 193H101V195H102ZM121 193H122V195L120 196ZM132 193L133 194L135 193V194L133 195ZM152 193H154V194H152ZM138 194L141 195V196L142 195H144V196H142V198H140ZM173 194L177 196L176 200L174 199L176 196H173ZM75 195L76 196L78 195V197L80 195L81 197L78 198ZM87 195L89 196V198H86ZM105 195H106V197H105ZM128 195H129L130 198L129 197L128 198H125ZM137 195H138V197H137ZM170 195L172 197H174V198H172ZM242 195H244V196L242 197ZM255 195H257V197ZM73 197L76 200L75 199H71ZM90 197H91V199H90ZM98 197H100L101 199L98 198ZM152 197L153 198H156V200L155 199H151ZM169 197H171L172 199L171 198L169 199ZM85 198H86V200H85ZM95 198H98V200L95 199ZM116 198H118V199H116ZM123 198L126 199L124 202L122 201ZM133 198L136 199V200H138V201L137 202L136 201H134V202L131 201V200H134ZM114 199H116V201H114ZM147 199H148V202H144ZM165 199H169L170 201L169 200H166L167 202H165L164 201ZM70 200H73V202H70ZM87 200H90V201L92 200L93 202L92 201L90 202V201H87ZM140 200H142L144 203L143 202H140L141 203L140 204L139 203ZM83 201H85V202H83ZM54 202H55V205H56V203H57V205L59 203V205L57 207L58 208L57 212H55V210H54L56 207L55 208L52 207L51 210L48 207L49 204L54 203ZM66 202H68L69 204L66 203ZM80 202H83V203H80ZM112 202H113V204H112ZM120 202H122V203H120ZM163 202H165V203H163ZM168 202H170V203H168ZM259 202H260V205L261 206L259 205ZM61 203H63V205ZM119 203L122 204V207L120 206ZM138 203L140 205L136 206V204H138ZM251 203L253 204V206H251ZM67 204H68V207L66 209V205ZM71 204H72L73 207L71 206ZM92 204H94V205L97 204V205H95V207H94V205H92ZM108 204H110L112 207L110 205H108ZM123 204H124V206H127V208L126 207H123ZM158 204L161 205V206H158ZM255 204H256V207H255ZM60 205H62V207H60ZM74 205L77 206V207L74 208L75 207ZM115 205H116V207H115ZM134 205H135V207H134ZM154 205L158 209L155 208ZM170 205H171V209L169 207ZM178 205H180V206L183 205V206L180 207ZM243 205H245L246 207L244 206L245 207L244 208ZM248 205H249V207L251 206L250 209L252 208L251 209L252 212L249 210ZM106 206H107L108 209L106 208ZM174 206H176V207H174ZM100 207H101V209H100ZM117 207L119 209L120 208L121 209L119 210ZM152 207H154V208H152ZM240 207H242L243 209H245V211L243 210V212H242L241 211L242 208H240ZM59 208H61L60 211H61L62 214L59 213ZM68 208H70V209L72 208V210H69ZM167 208L169 209L170 212L167 210ZM183 208H185V209H183ZM63 209H64V211H62ZM65 209L66 210H69V211H66ZM82 209L84 210V212H82L83 211ZM98 209H100L101 211L98 210ZM114 209H117V211H113ZM137 209H139V210H137ZM153 209H155V210H153ZM175 209H177V211ZM105 210L107 212H105ZM148 210H149V212H146ZM225 210H226V212L224 213ZM239 210H240V212H239ZM246 210H249V211H246ZM65 211L67 212L66 214H64ZM93 211H95L94 214L92 213ZM143 211L145 213L142 214ZM163 211L166 212V213L164 212L165 215H168V214H170V215H168L166 217H165V215H163L164 217L161 216V213ZM187 211L188 212H191V213H188ZM211 211H212V213H211ZM80 212H82V213H80ZM104 212H105L104 215L106 217L104 215H102ZM131 212H134V213H131ZM157 212H160V213H157ZM259 212H261V213H259ZM77 213H79V215ZM116 213H120V215L118 216V214H117V217H116ZM152 213H154V214H153V217H151V218L154 219V217L156 215H157V217L160 215V217L155 218L156 220L154 219L155 221H153V219L150 218V215ZM164 213H162V214H164ZM172 213H174V214H172ZM2 214L3 213H2V210H1L0 211V218L3 216ZM70 214H71V216H70ZM106 214H108V217H107ZM127 214H132V215L127 216ZM183 214L185 215V217H184ZM216 214L218 216H215V218H214L213 216L216 215ZM58 215L60 217H57ZM83 215H85V216H83ZM89 215H90V217H89ZM189 215H191V218L193 220L187 221L188 219H190V216ZM246 215H247L248 218L246 217ZM111 216H113V217H111ZM141 216L143 218H146L145 222H144V219L141 218ZM187 216H189L188 219H186ZM65 217H67V218H65ZM72 217H73V220L70 219ZM86 217L87 218L89 217V221H88V219ZM96 217H97L98 220L96 219ZM180 217L182 219V222L181 221L178 222V224L180 223V225L176 224V227L178 225L179 228L178 227L177 228L175 227L174 229H171L170 230L171 225L173 224V222L176 223V221H178V219ZM85 218H86V221L87 222L84 220ZM108 218H110V219L107 221ZM133 218H135V219L132 220ZM137 218L138 219L140 218L143 221V223H141L142 221L141 220H138ZM218 218H221V219L219 220ZM52 219H56V221H58L57 222V225H56L57 228H56V226H52L51 225L50 221ZM79 219H81V220L79 221ZM95 219L98 221L97 223H95V221H94ZM197 219H198V221L196 222ZM216 219H218V220H216ZM67 220L68 221L70 220V221L68 222ZM136 220H138V223H139L140 226L137 223L136 224L137 227H133L134 226L133 223L137 222ZM148 220H150V222H148ZM62 221H63V223H61ZM112 221H113L114 224H111ZM139 221H141V222H139ZM168 221L170 222L169 223L170 226L167 225L168 224ZM77 222L79 224L81 223L78 227H77ZM91 222H92V224L94 222V224L91 225L90 224ZM256 222H258V223H256ZM60 223L62 224L61 226H60ZM75 223H76V225H74ZM127 223L128 224L131 223L132 226H131V224H129V226H128ZM164 223L165 224L167 223V224L164 225ZM175 223H174V225H175ZM196 223H197V226L195 225ZM105 224H107V225L105 226ZM219 224H221V225H219ZM89 225H91L92 227H88ZM94 225L95 226L97 225V226L94 228ZM109 225H111V228H110ZM120 225H121V227H119ZM126 225H127V227H126ZM153 225H155V226H153ZM174 225H173V227H174ZM160 226H163V230L165 231V233H162L164 231L161 230ZM180 226H181V228H180ZM74 227H76L77 229H74ZM102 227H103V229H102ZM106 227H107V229H106ZM142 227H143L144 230L141 231V228ZM53 228H54V230H53ZM128 228H131V229H128ZM155 228H159L160 230L158 231ZM189 228H193V229H190L189 230ZM255 228H257V229H255ZM261 228H262V230H260ZM79 229H80V231H79ZM87 229H89V231ZM99 229H101V231ZM114 229H115V231H114ZM124 229H125V231H124ZM150 229L151 230L152 229H155V230L154 231L152 230L153 231L152 232ZM55 230H56L57 234H56ZM71 230L74 231V234L72 233ZM86 230H87L88 233L85 232ZM95 230L98 231V232H96ZM138 230L141 231V232L139 233ZM202 230L204 231V233L202 232L203 235L201 234V231ZM211 230L213 231V233L215 232L216 235L215 234H211L210 233V232H212ZM53 231H54V234L55 235L52 234ZM155 231H156V233H155ZM14 232H17V235L15 234V236H14L13 235ZM69 232L72 233L73 235L72 234H69ZM93 232H94V234H93ZM117 232H119V233H117ZM150 232H152L154 235H157L158 234L156 236V238L157 237L158 238L156 239L155 236L152 234L154 236L153 237ZM187 232H190V234L189 233L187 234ZM209 233L211 235V239L212 240H210ZM34 234L37 235V236H35ZM84 234H86V235H84ZM87 234H89V235H87ZM119 234L121 235L120 238L118 237ZM134 234H136V235H134ZM81 235H82V237L79 239V237ZM113 235H115L114 237H117V238H115V240L113 239L114 238ZM166 235H168V236L166 237ZM195 235H197V236L199 235V236L196 237ZM22 236H23V240L17 242V240H16L15 237L18 238V237H22ZM145 236H147L148 238L146 239ZM191 236H195V238L194 237L192 238ZM206 236H207V239H205ZM252 236H253V238H252ZM73 237H75V238H73ZM108 237H109V239H108ZM249 237H250V239H249ZM40 238H42V239H40ZM144 238H145V240L143 241ZM177 238H178V240H176ZM200 238H202V239H200ZM105 239H108L107 241L110 242V244L107 243V241ZM112 239L114 241H112ZM120 240L122 242H120ZM129 240L131 241V243H129L130 242ZM150 240H152V241H150ZM159 240H161V241H159ZM207 240H208V242H207ZM258 240H259L260 243H256V242H258ZM59 241H62V242L59 243L58 245H56ZM126 241H128V243ZM157 241H159V242L157 243ZM174 241H175V243H174ZM214 241H215V243H213ZM35 242H37V243H35ZM102 242H103V244H102ZM116 242H118V243L116 244ZM125 242L127 244H125ZM146 242H148L149 244L146 243ZM194 242H196V243H194ZM200 242H202V243H200ZM205 242L206 243H209V245L205 244ZM104 243L106 245H104ZM111 243H114V244H111ZM150 243L153 244V245L151 246ZM121 244H125V245L122 246ZM35 245H37V246H35ZM116 245H119V246L121 245L122 248L121 247H118ZM73 246H74V248H73ZM136 246H138L139 248L136 247ZM202 246H203V249H201ZM34 247H35V251H37V252L34 251ZM81 247H84L83 250H82ZM114 247H118V248L115 249ZM110 248H111V250H110ZM164 248H166V249H164ZM197 248L199 250L200 249L201 250L199 251ZM131 249L133 250V252H132ZM135 249H137V250H135ZM159 249L160 250L162 249V250L160 251ZM101 250L102 251L105 250L107 252H105V251L102 252ZM157 250H159V251L157 252ZM100 251H101V253H100ZM142 251L143 252L146 251V252L143 253ZM163 251H165V252L164 253H160V252H163ZM195 251H196V253H195ZM34 252H35V254H34ZM94 252L95 253L97 252V253L95 254ZM128 252H130L131 254L128 253ZM104 253H106V254H104ZM133 253H135V255L139 253L140 256H139V254H138V256H135V255H133ZM141 253H143V254H141ZM158 253H159V255H158ZM124 254H126V255H124ZM82 255H84L86 257L84 258V256H82ZM160 255L162 257H159ZM184 255H185V257H184ZM88 256H90L91 260H88V258H89ZM112 256H113V258H111ZM127 256H128L129 259L127 258ZM157 256H158V258H157ZM235 256H237V257H235ZM246 256H248V257H246ZM123 257H125V259ZM209 257H210V259H208ZM9 258H11V259H9ZM109 258H111V259H109ZM170 258H172L171 261H169ZM237 258L240 259L241 261L238 260ZM105 259H108V260H105ZM141 259H143V261ZM198 259H200V260H198ZM83 260H84V262H83ZM242 261H244V262H242ZM254 261H256V262H254ZM124 263H122V264H124ZM160 264H161V262H160Z\"/></svg>","mask_w":264,"mask_h":264}]
</instances>
